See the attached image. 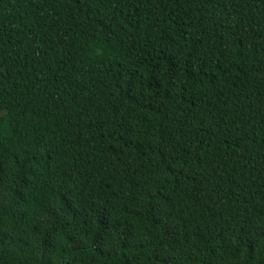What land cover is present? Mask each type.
Segmentation results:
<instances>
[{
	"label": "trees",
	"instance_id": "obj_1",
	"mask_svg": "<svg viewBox=\"0 0 264 264\" xmlns=\"http://www.w3.org/2000/svg\"><path fill=\"white\" fill-rule=\"evenodd\" d=\"M0 264H264V0H0Z\"/></svg>",
	"mask_w": 264,
	"mask_h": 264
}]
</instances>
